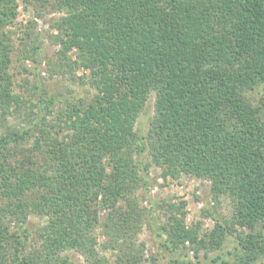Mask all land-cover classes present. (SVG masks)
<instances>
[{
  "label": "trees",
  "instance_id": "trees-1",
  "mask_svg": "<svg viewBox=\"0 0 264 264\" xmlns=\"http://www.w3.org/2000/svg\"><path fill=\"white\" fill-rule=\"evenodd\" d=\"M18 1H51L63 13L59 58L68 64L76 51L73 63L93 93L65 101L52 121L56 101L41 99L15 129L7 115L23 102L13 93L4 30ZM260 85L264 0H0V264H109L97 248L98 227L116 264H141L146 214L136 192L151 165L164 176L206 180L215 198L233 206L231 225L217 221L201 237L183 223L185 202L169 204L159 226L166 264H203L199 253L222 248L228 234L237 240L235 264H257L264 259L257 229L264 224V91L257 105L246 94ZM151 94L154 115L141 136L135 125ZM31 215L45 220L37 249H27ZM186 245L195 260L179 254ZM211 262L228 264L220 255Z\"/></svg>",
  "mask_w": 264,
  "mask_h": 264
},
{
  "label": "rangeland",
  "instance_id": "rangeland-1",
  "mask_svg": "<svg viewBox=\"0 0 264 264\" xmlns=\"http://www.w3.org/2000/svg\"><path fill=\"white\" fill-rule=\"evenodd\" d=\"M17 16L11 25H8L4 32L8 36L11 46L9 73L12 76L13 93L21 97L23 104L18 109H13L7 115V124L15 129L24 126L27 121L30 109L38 110L41 99H54L55 105L53 114L49 120H55L62 110L65 101L76 102L78 99H88L93 93V89L87 84H83L81 79L86 72L77 68L73 61L76 60V51L69 54L71 61L68 64L60 60L58 51V31L56 25L63 16L58 11L54 3H23L17 2ZM264 91V85L256 87L246 94V97L254 105L258 104V99ZM155 95L151 94L147 104L140 114L135 129L141 136H145L150 121L154 115ZM1 132V127H0ZM144 162H150L145 155ZM147 180V186L140 185L136 192L140 200V208L145 209L143 213V223L141 231L137 237V243L144 245L143 260L141 264H150L151 258H155L159 263L166 264V259L161 256L159 244L162 238L159 237L162 224H166L167 207L169 204L185 202V215L182 217L186 228H195L202 237L210 232L218 221L223 225H231L233 206L229 199L225 197L215 198L210 190V183L186 174H179L177 177L164 176L162 170L151 165L148 174H142ZM150 199V203L146 199ZM152 206L154 213L148 215L146 208ZM103 213L101 212L100 216ZM178 218H180L178 216ZM45 224V220L34 215L29 216L27 228L30 231L27 249H37L39 240L36 237V230ZM257 229L263 230L264 224ZM238 232L241 228L236 227ZM249 232L248 229L243 230ZM98 250L100 254L107 258L109 264L115 263L116 251L102 249L105 238L98 227L96 229ZM237 240L235 234H228L225 237L222 248L216 251H209L207 255L204 251L199 253L203 264H215L211 260L220 255L223 261L228 264H235L233 259L236 252ZM186 249H181L180 255L195 260L194 252L190 245ZM64 256H68L75 263L82 262V257L73 251H67ZM177 257L178 255H174ZM219 264V263H218ZM257 264H264L261 259Z\"/></svg>",
  "mask_w": 264,
  "mask_h": 264
}]
</instances>
